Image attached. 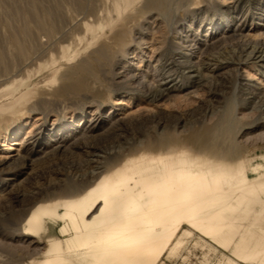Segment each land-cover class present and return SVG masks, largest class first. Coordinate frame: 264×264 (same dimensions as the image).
<instances>
[{"label":"rangeland","instance_id":"obj_1","mask_svg":"<svg viewBox=\"0 0 264 264\" xmlns=\"http://www.w3.org/2000/svg\"><path fill=\"white\" fill-rule=\"evenodd\" d=\"M165 3L162 15L135 0L117 19L114 0H0V264L62 242L64 205L92 172L144 162L141 177L160 175L168 151L214 160L202 150L212 130L263 196L264 63L246 55L264 42V0ZM182 239L158 264L233 257L198 232Z\"/></svg>","mask_w":264,"mask_h":264},{"label":"bare ground","instance_id":"obj_2","mask_svg":"<svg viewBox=\"0 0 264 264\" xmlns=\"http://www.w3.org/2000/svg\"><path fill=\"white\" fill-rule=\"evenodd\" d=\"M167 1L156 0L162 15L168 14ZM134 2L114 0L115 18ZM249 47L246 59L264 63V42ZM222 132L212 130L202 147L217 154L214 160L174 157L168 151L160 156L165 162L157 170L160 175L141 177V169L147 167L144 162L92 172L96 180L85 196L64 205L60 218L68 223L60 229L62 242H54L44 257L26 264H158L165 254H176L183 236L194 231L223 249L232 247L233 257L222 254L220 264L259 261L264 255V231L259 233L264 194H258L244 173L237 180L241 170L233 166V144ZM259 188L263 190L264 183ZM35 218L32 214L27 218L28 227Z\"/></svg>","mask_w":264,"mask_h":264}]
</instances>
